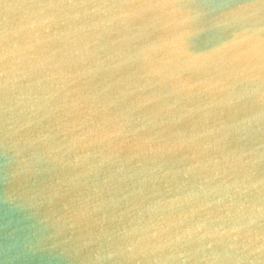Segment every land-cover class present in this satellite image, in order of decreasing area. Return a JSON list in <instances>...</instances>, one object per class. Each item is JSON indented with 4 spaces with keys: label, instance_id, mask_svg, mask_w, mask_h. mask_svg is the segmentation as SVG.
<instances>
[{
    "label": "water",
    "instance_id": "water-1",
    "mask_svg": "<svg viewBox=\"0 0 264 264\" xmlns=\"http://www.w3.org/2000/svg\"><path fill=\"white\" fill-rule=\"evenodd\" d=\"M0 264H264V0H0Z\"/></svg>",
    "mask_w": 264,
    "mask_h": 264
}]
</instances>
